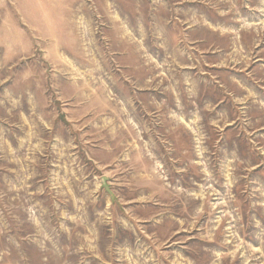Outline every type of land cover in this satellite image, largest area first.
Instances as JSON below:
<instances>
[{
  "label": "rangeland",
  "instance_id": "374dc122",
  "mask_svg": "<svg viewBox=\"0 0 264 264\" xmlns=\"http://www.w3.org/2000/svg\"><path fill=\"white\" fill-rule=\"evenodd\" d=\"M77 1L0 0V264H264V0Z\"/></svg>",
  "mask_w": 264,
  "mask_h": 264
},
{
  "label": "crops",
  "instance_id": "0c3cea01",
  "mask_svg": "<svg viewBox=\"0 0 264 264\" xmlns=\"http://www.w3.org/2000/svg\"><path fill=\"white\" fill-rule=\"evenodd\" d=\"M78 1H79V0H78ZM78 1H77L76 3H79ZM65 6H67V5H65Z\"/></svg>",
  "mask_w": 264,
  "mask_h": 264
}]
</instances>
